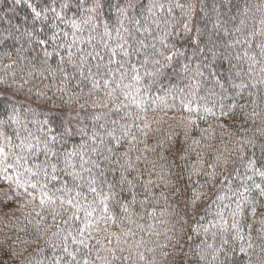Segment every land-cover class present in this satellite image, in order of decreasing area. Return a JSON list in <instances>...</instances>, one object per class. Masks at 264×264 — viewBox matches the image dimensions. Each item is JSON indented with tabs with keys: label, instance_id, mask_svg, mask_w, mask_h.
Returning <instances> with one entry per match:
<instances>
[{
	"label": "trees",
	"instance_id": "1",
	"mask_svg": "<svg viewBox=\"0 0 264 264\" xmlns=\"http://www.w3.org/2000/svg\"><path fill=\"white\" fill-rule=\"evenodd\" d=\"M0 264H264V0H0Z\"/></svg>",
	"mask_w": 264,
	"mask_h": 264
},
{
	"label": "rangeland",
	"instance_id": "2",
	"mask_svg": "<svg viewBox=\"0 0 264 264\" xmlns=\"http://www.w3.org/2000/svg\"><path fill=\"white\" fill-rule=\"evenodd\" d=\"M16 41H18V40H16Z\"/></svg>",
	"mask_w": 264,
	"mask_h": 264
}]
</instances>
